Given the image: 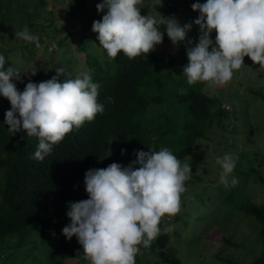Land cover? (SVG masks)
<instances>
[{
    "label": "clouds",
    "instance_id": "1",
    "mask_svg": "<svg viewBox=\"0 0 264 264\" xmlns=\"http://www.w3.org/2000/svg\"><path fill=\"white\" fill-rule=\"evenodd\" d=\"M140 3L102 0L95 5L104 14L93 21L91 30L98 34L99 46L108 57L148 54L165 34L173 45L184 41L191 24L181 26L174 15L159 19L141 15ZM190 7L199 12L192 21L199 27V36L186 49L188 62L182 66L188 84L225 85L244 65L245 56L264 67V0H196ZM15 37L40 47L39 37L26 26ZM5 62L0 54V96L11 105L3 123L12 134L24 131L38 138L35 159L43 160L73 128L103 113L104 105L97 102L99 84L89 73L58 81L65 73L59 67L47 80H29L21 91L13 82V78L20 80V72L13 66L5 68ZM134 155L127 166L113 162L105 168L88 169L83 179L87 199L67 202L69 223L61 234L66 239L76 237L89 264H135L138 246L150 247L161 232V218L174 216L180 209L185 182L193 175L190 163L182 164L168 147L134 150ZM237 160L238 155L231 152L215 160L221 169L219 182L226 188L238 183L232 175ZM195 174H201V169Z\"/></svg>",
    "mask_w": 264,
    "mask_h": 264
},
{
    "label": "trees",
    "instance_id": "2",
    "mask_svg": "<svg viewBox=\"0 0 264 264\" xmlns=\"http://www.w3.org/2000/svg\"><path fill=\"white\" fill-rule=\"evenodd\" d=\"M9 1L0 0L2 18L5 16L1 9ZM36 1L41 5L45 2ZM63 4L67 17L87 11V0H66ZM17 7L28 14L22 3L17 2ZM198 15L199 12L195 11V17ZM29 24L33 25L32 22ZM70 35L68 33L67 37ZM97 35L81 33L77 50L84 53L85 72L99 84L97 102L104 105V111L79 128H73L53 145L51 153L43 160H37L33 155L38 145L36 136H28L24 131L15 134L8 131V125L3 121L4 113L11 105L0 96V264H6L14 252L27 246L30 237L47 239L63 236L61 229L69 223L65 215L67 202L87 199L83 179L88 169L105 168L113 162L127 166L136 158L134 150L168 147L182 164L190 163L191 171L190 156L197 140L207 138V132L215 121L227 115L228 111L220 106L221 99L207 94L201 87L185 85L181 80L166 77L158 71L161 53L170 42L166 34L153 51L134 58L123 53H118L115 58L108 57L102 47H93L95 42L99 44ZM59 44H63V39L59 40ZM22 46L30 55L37 49L32 42ZM0 54L5 56V68L11 67L6 52L0 49ZM56 58L52 55L46 62L52 67L50 74H43V66H38L32 72L35 74L30 73L20 80L13 78V82L22 91L29 80H47L56 74V68L71 62L63 53L59 57L61 64H55ZM64 78L74 76L63 73L58 81ZM153 106L157 110H152ZM239 156L244 158L241 154ZM247 164L245 169L235 168L233 173L246 178L259 171L252 163ZM193 184L191 179L185 182L186 187ZM217 187L223 188L224 185L220 183ZM241 192L234 186L229 187L222 201L228 205L227 215L240 212L249 216L253 225V247L257 253L253 252V258L247 262L232 255L219 256L217 253L215 257L224 264H264V201L237 199L241 198ZM200 196L198 201L202 204ZM196 211L197 216L206 212L201 209ZM182 214L191 215L192 212L184 210ZM182 214L177 212L172 216L171 223L180 221L186 228L188 221ZM159 224L162 230L150 247L138 246L141 257L149 259L155 256L162 264H181L175 245H172V235L180 239L183 231L176 226L171 227V231H164L165 227H169V221L160 220ZM222 240L231 244L227 237ZM61 246L65 250L72 247L74 251L77 247L81 248L75 236ZM6 247H11L12 251H6ZM79 253L84 256L83 251ZM48 260L49 264H63V259L53 252L48 255Z\"/></svg>",
    "mask_w": 264,
    "mask_h": 264
},
{
    "label": "rangeland",
    "instance_id": "3",
    "mask_svg": "<svg viewBox=\"0 0 264 264\" xmlns=\"http://www.w3.org/2000/svg\"><path fill=\"white\" fill-rule=\"evenodd\" d=\"M44 1L41 5L36 0H10L8 5L3 6L1 13L5 17L2 18L0 14V49L6 52L9 65L20 72V79L26 78L38 66H43V74H50L52 67L46 62L54 55L58 57L54 59L55 64H61L59 57L62 53L71 59L69 64L63 66L65 73L76 77L86 71L84 53L77 50L80 35L83 32L96 34L91 26L94 20H100L104 14L98 13L95 7L102 0H87L86 13H78L74 17H67L65 14L63 3L66 0ZM17 2L24 5L28 14L17 7ZM194 2L196 0H141L138 5L142 10L141 15L157 19L160 16L174 15L181 26L185 23L192 25L184 41L165 45L157 64L158 71L166 77L181 80L185 85L201 87L202 91L221 99L220 106L228 111L220 121H215L207 132V138L197 140L191 151L193 175L190 179L194 184L186 187V192L181 194L178 211L180 214L184 210L192 212L191 215L182 214L188 221L186 228L180 221L171 223L172 216L165 215L161 220L169 221V227L176 226L183 231L180 239L171 234L172 245H175L181 264H224L215 257L217 253L219 256H236L242 262H247L253 258V252L257 253L253 247V225L249 216H244L243 213L233 212L230 216L226 214L228 205L223 203L222 197L229 191V187H217L220 184L221 169L215 160L218 156L231 152L238 155L235 166L237 170L245 169L248 162L252 163L259 169L258 172L255 171L246 178L232 173L238 179L234 187L243 191L241 198L237 199L264 201V67L250 59H243L244 65L234 71L232 79L225 85H211L207 82L188 84L181 72L182 66L188 62L186 49L198 42L199 27L192 24L197 17L190 7ZM199 2L203 3L204 0ZM25 26L41 39L40 47L31 55L22 46L30 42L15 37V33ZM63 26L66 28L62 30ZM160 27L164 29L163 26ZM68 33L71 35L67 37ZM211 37H215L214 31ZM60 39H63L62 45L59 44ZM93 47L100 49L96 42ZM151 108L157 110L155 106ZM248 157L252 159H247ZM196 169H201V174H195ZM199 196L203 198V205L198 201ZM196 209L206 212L197 216ZM161 226L159 224L162 230ZM191 236L195 238L192 239ZM224 237L231 244L223 243ZM71 240L72 238L66 239L63 236H51L47 239L30 237L28 245L17 250V253L14 252L6 264H49L48 255L51 252L62 258L63 264H89L79 253L82 247L75 248V252L72 247L65 250L61 246V243ZM6 251L11 252L12 248L6 247ZM139 251L138 249L135 264H162L155 256L143 259Z\"/></svg>",
    "mask_w": 264,
    "mask_h": 264
}]
</instances>
